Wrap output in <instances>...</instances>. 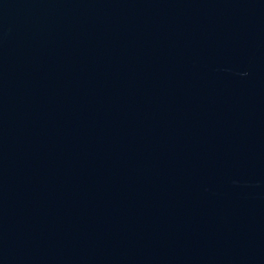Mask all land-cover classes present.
<instances>
[{"label": "water", "instance_id": "obj_1", "mask_svg": "<svg viewBox=\"0 0 264 264\" xmlns=\"http://www.w3.org/2000/svg\"><path fill=\"white\" fill-rule=\"evenodd\" d=\"M0 264H264V0H0Z\"/></svg>", "mask_w": 264, "mask_h": 264}]
</instances>
